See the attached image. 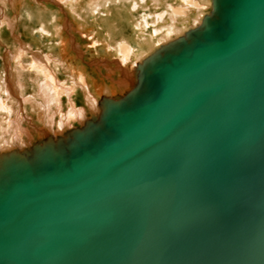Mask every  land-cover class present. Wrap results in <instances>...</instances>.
Returning a JSON list of instances; mask_svg holds the SVG:
<instances>
[{
    "label": "water",
    "instance_id": "obj_1",
    "mask_svg": "<svg viewBox=\"0 0 264 264\" xmlns=\"http://www.w3.org/2000/svg\"><path fill=\"white\" fill-rule=\"evenodd\" d=\"M123 80L0 153V264H264V0H211Z\"/></svg>",
    "mask_w": 264,
    "mask_h": 264
},
{
    "label": "bare ground",
    "instance_id": "obj_2",
    "mask_svg": "<svg viewBox=\"0 0 264 264\" xmlns=\"http://www.w3.org/2000/svg\"><path fill=\"white\" fill-rule=\"evenodd\" d=\"M0 1H11L13 6H16L17 3V0ZM64 1L66 0L62 2ZM145 2L146 0H129V2H125V0H89L84 9L78 10L74 7L75 5L74 8L70 7L74 14L81 17L82 20L85 14L92 18L97 14V17L106 23L109 39L105 40L108 49H103V56L109 60H98L97 64L103 65L109 73L115 71V67L110 66L113 63L121 66L119 75L127 76L129 72L127 70L132 69L138 61L151 54L160 44L167 43L183 35L187 30L195 28L201 22L204 14L209 11L211 5V0H153V3L162 7L163 11L158 13V9H155V14L143 11L140 16L131 20L130 23L132 25L134 23V26L126 23L131 28L132 33H124V23L120 19L129 22V14L133 17V12L138 11L139 7L146 6ZM128 3L129 5H127ZM121 5H126L127 8L123 7L121 9ZM115 8L121 10H115ZM34 15L37 16L36 13ZM34 15L32 16L34 17ZM37 17L41 21L40 30L46 33L51 32L50 27L45 22L46 18L42 15ZM82 20L80 21L82 22ZM79 25L82 30L85 29L83 22ZM53 26L55 33L60 37L62 50L66 52L69 41L63 39L62 27L57 21L54 22ZM150 28L154 33L151 31L148 33ZM84 34L86 37L92 36L91 40L93 42L100 39L98 34L92 32V30H86ZM101 36L105 37V35ZM14 48L13 53L11 50H7L9 52L2 56L4 61L3 70H0V153L16 145L21 147L28 145L24 136L27 135L30 139V137L33 138L34 133L36 134L39 131L37 128H33L35 130L33 132L30 127L24 128L22 126L23 120H31L26 116L21 117L23 106L28 107L33 119L36 117L45 126L40 135L34 136V138H40L41 135L45 134L44 130L47 129L55 135H63L67 130L66 127H69L71 123L73 124L74 120L81 121L84 124L88 115L97 114L100 110L99 101L103 95H114L124 91L122 88L116 90L115 85H109L108 83H103L102 87L98 86L99 88L95 89L97 84L95 85L94 82L91 85L89 84L82 68L77 67L76 70L72 66L73 64L68 63L69 61L62 60V57H60L61 59L59 57L55 58L50 53L42 55L41 52H37L38 50L32 51L30 60L24 63L23 59L28 51L24 52L25 49L22 43ZM58 54L60 53L58 52ZM111 57L113 58L111 59ZM51 63L54 65L58 63L60 68L64 69L66 75L70 77L69 81H60L56 76L50 75L46 67ZM122 66H126L127 70ZM57 69L59 70V68ZM39 71L43 72V78L41 75L38 76ZM124 76L120 77L116 83L123 85L124 82V84H127L123 80ZM30 82L34 86V92L28 94L26 88ZM76 87H79L85 95V99L83 98L85 100L84 107H75L73 103L72 94L77 89ZM63 94L68 99L67 110L62 108L63 104L60 96ZM29 124L34 127L33 123Z\"/></svg>",
    "mask_w": 264,
    "mask_h": 264
},
{
    "label": "rangeland",
    "instance_id": "obj_3",
    "mask_svg": "<svg viewBox=\"0 0 264 264\" xmlns=\"http://www.w3.org/2000/svg\"><path fill=\"white\" fill-rule=\"evenodd\" d=\"M62 1L61 0H17L16 6H13L11 1H5V2L0 1V65H1L0 70H3L4 61L2 59V56H5L6 53H8L10 50L11 52H13V50L15 49L14 47H18L19 43H22V46L25 49L24 52L26 53V51H28L26 53L27 56L25 55L23 59L24 63L25 61L28 62L30 60L32 51L35 52L38 50L37 52H41L42 55L46 53H50L55 58L59 57V59H61L60 57H62V60H66L67 62L69 61L68 63L73 64L72 66L76 68V70L77 67L82 68L87 76L89 84L91 85L92 82H94L95 85L97 84L95 86V89L102 87L103 83H108L109 85L110 84L115 85L116 90L118 88L120 89L122 88L123 90L127 89V87H129L128 84H124V82L123 85L116 83L120 79V75H119L121 68L120 65L118 64L114 65L113 63H111L110 66L115 67V71L113 73L112 72L109 73L108 70L103 65L97 64L98 60H102V59L109 60L103 56V49L104 50L108 49L105 40L109 39L106 23L101 19H99L97 17V14L93 18L89 17L88 14L87 15L85 14L83 17L84 19L82 20L81 17H78V15L74 14V12L70 9V7H73L74 5H75L74 7L78 10L84 9V7H86L89 0H66L64 2ZM125 2H129V0H125ZM144 4H146V6L139 7L138 11L133 12L134 13L133 17L131 16V14H129L130 16L129 22L124 21V19H120L124 23V27H125L123 29L124 33L126 34L132 33L131 28L128 27L126 23H130L131 20L140 16L143 13V11H148L151 14H155L154 12L155 9H158L157 10L158 13H161L163 11L162 7L156 6L153 3V0H146ZM127 5H129V3ZM123 7L127 8L126 5H121V9ZM121 9L115 8V10H121ZM34 13H36L37 16L42 15L44 18H46L45 22L50 27L51 32L46 33L40 30L41 21L37 16L34 15ZM32 15H34V17ZM80 20H82L83 25L85 27V29L83 30L79 25L82 23ZM55 21H57L58 24L62 27V34H64L62 36L63 39L69 41L66 52L62 50L59 35L55 33L53 26ZM131 26H134V23L133 25L131 24ZM86 30L88 31L92 30V32L98 34V37L100 38L99 41L93 42L91 40L92 36L86 37L84 34ZM149 31L154 33L152 28L148 30V33ZM101 35H105V37ZM58 52L60 54H58ZM112 58L113 57H111V59ZM11 66L13 67L12 62H11ZM58 66H59L58 63L55 65L51 63L48 66L49 68L46 67V70L50 75L56 76L57 79H60V81H69L70 77L66 75L64 69ZM56 67L59 68V70ZM122 68L127 70L126 66H122ZM40 75L42 76V78L44 77L43 72L41 71H39L38 76ZM110 78L113 80H111ZM101 81L102 83H100ZM76 88L74 94H72L73 103L75 107H82V106L84 107L85 95L82 93L79 87ZM26 89L28 94L34 92L33 90L34 86L31 84V82L28 84V87ZM60 97L62 99V104H63L62 108H64V110H67L68 108L67 96L63 94ZM29 111L30 110L28 109L27 106H23L22 115L20 114L21 117L24 118V116H26L28 118H31V120L30 121L23 120L22 126L24 128L30 127V130L33 128H37L39 131H37L36 134L34 133V136H39L41 130L45 126H43L36 117H34L33 119ZM90 117L91 116L88 115L86 119H89ZM74 121L73 124L71 123L72 121L70 122L71 125L69 127H66L67 129L66 131H68V129L71 130L73 128L80 127L81 125H83L81 121H80L81 123L77 120ZM29 123H33L34 127L31 126ZM33 132H35L34 129ZM25 136L24 138L26 139L27 144H33L34 141L38 139V137L34 138V136H32L33 138L30 137V139L29 137H27V135Z\"/></svg>",
    "mask_w": 264,
    "mask_h": 264
},
{
    "label": "crops",
    "instance_id": "obj_4",
    "mask_svg": "<svg viewBox=\"0 0 264 264\" xmlns=\"http://www.w3.org/2000/svg\"><path fill=\"white\" fill-rule=\"evenodd\" d=\"M13 53V52H12Z\"/></svg>",
    "mask_w": 264,
    "mask_h": 264
}]
</instances>
